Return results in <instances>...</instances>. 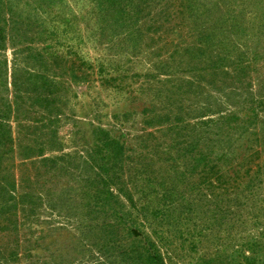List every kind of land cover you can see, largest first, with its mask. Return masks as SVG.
<instances>
[{"label":"rangeland","instance_id":"rangeland-1","mask_svg":"<svg viewBox=\"0 0 264 264\" xmlns=\"http://www.w3.org/2000/svg\"><path fill=\"white\" fill-rule=\"evenodd\" d=\"M0 30V264H264V0H0Z\"/></svg>","mask_w":264,"mask_h":264},{"label":"trees","instance_id":"trees-1","mask_svg":"<svg viewBox=\"0 0 264 264\" xmlns=\"http://www.w3.org/2000/svg\"><path fill=\"white\" fill-rule=\"evenodd\" d=\"M0 37H2L1 35V30H0ZM37 100H40L41 98L40 97H37L36 98ZM45 101V100H43ZM6 107H4L2 110H0V146H2L3 144H5L7 142V145L9 144V141H10V135L8 136V126L6 125V121L9 119V109H10V106L9 105H5ZM54 145H59V141H56L54 140ZM114 144V141H112L109 137H104L103 139H101V145L98 146V148L96 149L95 153L98 155V154H101V155H106L104 152H106L108 155H107V158L108 160L106 162H104L103 164V168L101 167V169H105V167H110V164H114L113 163V158H112V155L110 154V147H112V145ZM42 146V145H41ZM29 150L31 148H28ZM32 150V149H31ZM117 150V149H116ZM8 151V150H7ZM30 156V153H26ZM116 151L114 152L113 154V157L115 158L116 156ZM27 155V157H28ZM4 155H1L0 156V181L2 180H5V189L7 190V187H11V188H14L15 186H13L12 183H9L7 178V174L4 173L5 175L3 177H1V159H3ZM103 159H106L103 158ZM45 162L47 161H50L51 163H54L55 160H52V159H44ZM4 171L6 170V167H3ZM106 171V169H105ZM26 176V175H25ZM99 176V174H98ZM24 180V179H23ZM107 180V179H106ZM101 184L104 186L103 187V192L104 193H108L109 192V189L107 188L106 186V182H101ZM13 192L14 189H11ZM10 192V200H11V204L8 205L6 207L7 210L11 209L12 207H16L17 204H19V202H24V200L26 199V197L28 196L27 194H24L22 196H19L18 198H16V196ZM147 262L148 264H161L160 263V259L157 255H149L148 258H147Z\"/></svg>","mask_w":264,"mask_h":264}]
</instances>
